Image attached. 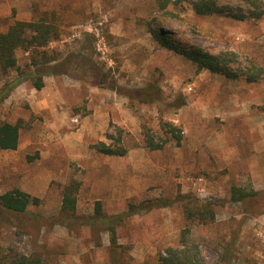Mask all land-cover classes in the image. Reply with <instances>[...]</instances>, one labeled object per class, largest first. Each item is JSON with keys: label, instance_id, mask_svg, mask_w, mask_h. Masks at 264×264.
I'll return each instance as SVG.
<instances>
[{"label": "rangeland", "instance_id": "374dc122", "mask_svg": "<svg viewBox=\"0 0 264 264\" xmlns=\"http://www.w3.org/2000/svg\"><path fill=\"white\" fill-rule=\"evenodd\" d=\"M159 1L0 0V32L46 13L59 34L48 48L60 57L41 90L22 82L0 104V119L20 125L17 149L0 150V195L19 189L39 199L27 214L1 215L0 251L37 252L49 264H115L106 233L82 224L70 231L54 219L63 187L75 180L77 215H91L96 201L107 215L128 212L129 204L139 212L117 229L126 250L118 264H157L186 228L188 242L208 264L222 255L231 264H264V76L247 83L197 73L190 61L157 44L147 27L156 20L184 44L215 55L232 52L239 66L264 70V17L196 16L184 2L168 5L178 16L168 19ZM217 2L246 13L242 0ZM15 55L26 69L28 53ZM14 78V71L0 77V89ZM150 82L160 87V97L142 103L138 98L147 94L136 91ZM180 97L184 105L175 110ZM161 120L179 126L184 139L179 147L170 142L148 151L143 132L157 131ZM117 128L127 154L97 153L92 146L109 144ZM232 185L259 194L235 204ZM180 194L213 203L214 222H187L175 200ZM164 200L172 203H146Z\"/></svg>", "mask_w": 264, "mask_h": 264}, {"label": "trees", "instance_id": "16d2710c", "mask_svg": "<svg viewBox=\"0 0 264 264\" xmlns=\"http://www.w3.org/2000/svg\"><path fill=\"white\" fill-rule=\"evenodd\" d=\"M247 6L246 13L239 9L234 10L226 4H219L217 0H160V10H166L168 5L177 6L184 2L189 4V8L196 16H226L236 21L252 19L261 20L264 17V4L262 0H242ZM166 14H171L170 18H177L168 10ZM168 16V15H166ZM170 16V15H169ZM164 19L166 17L164 16ZM154 24L147 25L148 32L154 41L161 47L174 52L190 61L196 72L207 71L213 75H219L228 80L244 79L247 83H254L264 76L261 67L250 66L243 68L239 66L236 55L232 52L222 54H212L209 51L192 44H184L176 35L165 32L159 27L156 20ZM59 38L58 29L48 21L47 14L44 13L36 22L15 21L5 32H0V77H6L9 72H16V78L4 84L0 89V104L9 97L12 89L22 82H29L36 89L44 87V78L55 75V66L60 61L59 53L48 48L51 41ZM23 50L28 53V63L26 69H21L17 64L16 51ZM237 64V66H235ZM145 92L148 99L139 97L142 103L153 102L154 98L160 97L161 89L155 82H150L142 89L136 91L137 94ZM171 105V104H168ZM174 109H179L184 105L180 97L179 101L173 103ZM20 125L9 123L0 119V150L15 151L19 145ZM109 144L98 142L92 148L99 154L113 157H123L127 154L128 148L123 146L122 130L117 128V136L108 135ZM184 139L183 130L170 121L161 120L157 131L146 130L143 132V145L148 151H158L165 145L172 142L180 146ZM79 182L72 180L62 189L61 205L55 221L58 225L68 230H73L78 224L86 225L97 234L106 233L109 238V251L113 262L121 263L122 252L125 248L118 244L117 229L124 224L131 215L139 213L133 204H129L128 212L107 215L102 210V203L96 201L93 213L90 215H77V196ZM258 192L252 189H245L232 185L229 188V199L232 203H251L258 196ZM176 202L181 205L184 218L187 222H196L200 225L213 223L216 217L215 205L211 202H201L196 198L187 195H179ZM147 201L153 206H167L172 202L160 201V204ZM159 202V201H158ZM39 205V199L31 197L29 194L19 190L11 189L0 195V217L1 215H24L27 214L29 206ZM149 206H147L148 208ZM1 220V219H0ZM190 233L188 228L184 229L180 235L179 245L169 247L165 250V255L159 254L157 264H208L201 256L197 245L191 244L187 240ZM98 239V238H97ZM95 246H101L97 240ZM0 264H49L40 253L33 252L29 255L18 252L0 251ZM217 264H231L227 256H221Z\"/></svg>", "mask_w": 264, "mask_h": 264}]
</instances>
